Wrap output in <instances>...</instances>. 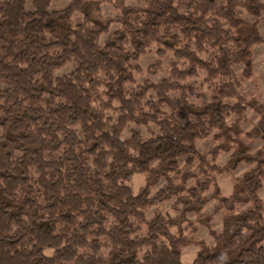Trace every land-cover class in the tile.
<instances>
[{
	"label": "trees",
	"instance_id": "1",
	"mask_svg": "<svg viewBox=\"0 0 264 264\" xmlns=\"http://www.w3.org/2000/svg\"><path fill=\"white\" fill-rule=\"evenodd\" d=\"M27 1L0 0V264H185L183 249L193 241L185 231H196L195 222L212 243L199 241L191 264H264V106L241 94L252 48L264 43L257 27L264 2L68 0L52 9V0H31L28 9ZM104 2L118 14L103 16ZM152 44L149 73L170 52L168 73L130 88ZM69 61L73 68L57 75ZM200 71L197 87L185 83ZM205 84L210 99L190 100ZM247 108L259 117L245 137L262 144L250 154L240 142L225 169L254 166L223 196L209 175L222 169L196 142ZM129 124L136 127L123 138ZM181 157L196 160L204 177L183 172ZM139 175L142 184L132 185ZM212 198L215 208L204 213ZM168 200L173 216L158 209ZM221 209L216 231L212 214Z\"/></svg>",
	"mask_w": 264,
	"mask_h": 264
},
{
	"label": "rangeland",
	"instance_id": "2",
	"mask_svg": "<svg viewBox=\"0 0 264 264\" xmlns=\"http://www.w3.org/2000/svg\"><path fill=\"white\" fill-rule=\"evenodd\" d=\"M264 2V0H261ZM68 3V0H52L51 8L52 9H61L65 7ZM127 4L131 5H143V0H126ZM27 8L31 9V0L27 1ZM118 9L114 7L112 3L104 2L101 4V14L103 16H116L118 14ZM79 13L74 14V18L79 17ZM243 17L252 21L253 18L248 15L246 12H243ZM119 26L118 23H113L110 26V31L114 30ZM257 27L259 30V34L262 38H264V12L263 16L260 19H257ZM106 35L101 36V40L105 38ZM157 46L152 44L149 46L145 53L140 57L138 64L140 66V70L134 72V84H128L130 88H133L136 83H141L145 79L151 80H159L162 77H165L168 73L169 62L173 59L172 54L168 52L164 57L161 58V64L156 70L154 74H150L148 70V66L151 65L157 59L156 54ZM252 75L242 79V91L241 94L249 99L254 97L259 103L264 106V43L255 44L252 48ZM205 56V55H204ZM74 66V61H69L57 70V75L64 74L70 71ZM236 73L241 76V66H236ZM204 75L203 71L199 72V76L187 78L185 83L191 86H198L201 82V79ZM198 92V93H197ZM197 93L199 96L195 95ZM211 90L207 87V84L203 85L199 88V90H192L190 92V100L195 103H200L201 101H207L210 99ZM230 104H234L236 102L235 99H227L226 100ZM259 114L254 111L252 108H247L243 114L238 115L236 113H230V115L226 118L225 129H212L210 133L201 139H198L196 142L197 149L199 152L205 155L208 162L211 164H215L222 169V172L209 171V175L214 178L215 186L220 190L221 195L230 196L235 192V184L237 183V179H241L254 165L241 162L236 170L228 172L225 168L228 166V160L234 150L239 147L240 142L243 144H247L250 146V154H255V151L261 146L262 142L260 139H249L245 137V132L249 130L253 124L257 121ZM136 127L134 124H129L123 132V138H126L130 129ZM144 137H151L152 130H147L145 126H139ZM149 129H155L153 125H149ZM180 168L183 172L189 174H195L198 178H203L204 176L200 173L196 160L192 161L191 164L185 162V157L180 158ZM175 181H179V177H175L174 175H170ZM144 176L139 175L135 177L132 181V185L139 186L142 184ZM194 181V177L189 176L187 179L188 183H192ZM164 179H161L156 188L160 187L164 183ZM153 189V193L156 190ZM213 186H210V189L207 193H212ZM258 196L261 198V201L264 203V177L262 178V186L258 191ZM217 200L212 198L204 207V213H210L213 211L217 204ZM172 200H168L159 205V211L169 214L175 215L176 212L171 207ZM246 206V205H245ZM243 205L241 203H236V210L241 209ZM154 213V208L147 209V216L151 217ZM226 211L221 209L212 214L211 226L216 231H221L223 228V220L225 217ZM189 217L194 221L195 216L189 215ZM197 226V230L192 232L190 229H186L185 233L187 236L192 238V242H190L183 249L182 257L185 264H191L194 255L199 249V241H204L205 243H212V238L208 234L205 226L195 222Z\"/></svg>",
	"mask_w": 264,
	"mask_h": 264
}]
</instances>
